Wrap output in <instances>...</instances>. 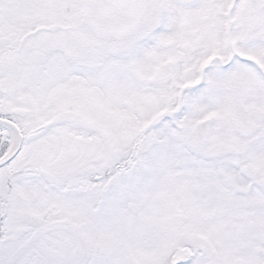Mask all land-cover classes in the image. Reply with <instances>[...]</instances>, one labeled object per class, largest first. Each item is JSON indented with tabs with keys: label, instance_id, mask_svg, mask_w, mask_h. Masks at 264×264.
Instances as JSON below:
<instances>
[{
	"label": "snow or ice",
	"instance_id": "snow-or-ice-1",
	"mask_svg": "<svg viewBox=\"0 0 264 264\" xmlns=\"http://www.w3.org/2000/svg\"><path fill=\"white\" fill-rule=\"evenodd\" d=\"M0 264H264V0H0Z\"/></svg>",
	"mask_w": 264,
	"mask_h": 264
}]
</instances>
